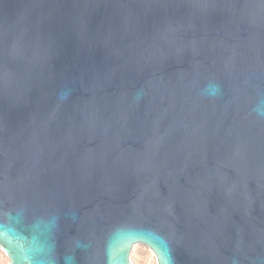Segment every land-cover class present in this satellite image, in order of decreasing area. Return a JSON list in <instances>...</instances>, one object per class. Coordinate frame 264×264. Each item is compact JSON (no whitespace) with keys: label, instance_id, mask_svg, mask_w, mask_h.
<instances>
[{"label":"water","instance_id":"95a60500","mask_svg":"<svg viewBox=\"0 0 264 264\" xmlns=\"http://www.w3.org/2000/svg\"><path fill=\"white\" fill-rule=\"evenodd\" d=\"M264 264V0H0L9 264Z\"/></svg>","mask_w":264,"mask_h":264},{"label":"rangeland","instance_id":"374dc122","mask_svg":"<svg viewBox=\"0 0 264 264\" xmlns=\"http://www.w3.org/2000/svg\"><path fill=\"white\" fill-rule=\"evenodd\" d=\"M130 258L133 264H157V260L153 252L148 247L141 244L133 246ZM0 264H9L8 258L1 250Z\"/></svg>","mask_w":264,"mask_h":264}]
</instances>
